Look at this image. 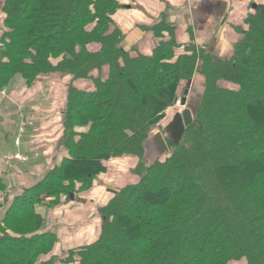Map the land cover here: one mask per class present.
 Here are the masks:
<instances>
[{"label": "trees", "instance_id": "16d2710c", "mask_svg": "<svg viewBox=\"0 0 264 264\" xmlns=\"http://www.w3.org/2000/svg\"><path fill=\"white\" fill-rule=\"evenodd\" d=\"M124 7L123 0H0V91L17 77L28 87L72 77L68 157L0 218V264H264V4L247 15L226 60L196 45L189 30L180 42L163 19L150 31L149 52L125 49L116 22ZM196 76L203 85L194 123L179 145L167 139L169 156L148 161L150 134ZM125 157L133 158L128 182L101 208L93 242L63 249L38 208L72 203L111 160Z\"/></svg>", "mask_w": 264, "mask_h": 264}, {"label": "crops", "instance_id": "0c3cea01", "mask_svg": "<svg viewBox=\"0 0 264 264\" xmlns=\"http://www.w3.org/2000/svg\"><path fill=\"white\" fill-rule=\"evenodd\" d=\"M123 3L125 7L116 22L125 33L122 43L125 49L149 52L150 31L163 19L176 28L180 42L188 41L189 30L196 45L205 48L215 60H226L233 56L234 47L241 39L240 32L247 27V15L264 4V0H123ZM196 81L201 82L199 76L193 79L191 88H195ZM71 82L72 77L55 74L39 78L28 87L17 77L6 90L0 91V218L21 191L41 182L68 157L63 145V119L65 92ZM202 85L201 82V90ZM75 86L82 90L93 88L91 81H77ZM25 121L33 125L26 129L21 146H17L16 138ZM17 153L28 160L5 166V156ZM131 159L111 160L94 187L75 195L72 203L56 209L38 208L45 220H58L55 227L59 228L57 234L63 249L93 242L100 210L111 201L114 192L127 184L131 171L127 161Z\"/></svg>", "mask_w": 264, "mask_h": 264}, {"label": "water", "instance_id": "95a60500", "mask_svg": "<svg viewBox=\"0 0 264 264\" xmlns=\"http://www.w3.org/2000/svg\"><path fill=\"white\" fill-rule=\"evenodd\" d=\"M193 80L187 85L186 96L189 95ZM186 101V99H185ZM194 123V113L190 108L184 109L176 114L172 123L168 126L167 137L157 128L152 131L146 142V158L150 162H157L172 152V148L168 145L167 139L171 140L174 145H179L186 130ZM74 200V196H72Z\"/></svg>", "mask_w": 264, "mask_h": 264}, {"label": "rangeland", "instance_id": "374dc122", "mask_svg": "<svg viewBox=\"0 0 264 264\" xmlns=\"http://www.w3.org/2000/svg\"><path fill=\"white\" fill-rule=\"evenodd\" d=\"M2 28H3V24H0V36L2 34ZM220 86L226 87V88H229V89H233V90H237L238 89V86H236L234 84H231V83H228V82H225V81L220 82ZM186 89L187 88L185 86L183 92L180 95V99H179L180 102H182L184 99H186L185 104L184 105H182V104L179 105V103H178L179 101H177V103L167 111L166 117L158 125V128L162 131V133L166 137L168 135L167 128H168V125L170 123V120L178 112V110H181L182 107L184 106L185 109L186 108H190L193 111V113H195L196 109L198 108V106L200 104L201 93H202V90H201V82L196 81L195 88H190L189 89V92H190L189 97L186 96V94H184ZM192 90H193V92H192ZM9 155H11V154H9ZM7 156L8 155H6L5 158ZM127 163L129 164L128 166H132L133 165L132 164L133 163V160L131 159V161H127ZM52 220H54V219L48 218V219L45 220L44 227H43V228H45V231H54V232H57V230H59L58 227H55V224H58V220H54V221H56V223L54 224V227L49 228L50 226L47 223H48V221H52ZM230 264H246V261L245 260H242V261H239V262H232Z\"/></svg>", "mask_w": 264, "mask_h": 264}, {"label": "built area", "instance_id": "2783aa9c", "mask_svg": "<svg viewBox=\"0 0 264 264\" xmlns=\"http://www.w3.org/2000/svg\"><path fill=\"white\" fill-rule=\"evenodd\" d=\"M179 102V105L182 104L184 105L185 104V99L180 102V100H178ZM185 109V107L183 106L181 110H178L177 113L179 112H182L183 110ZM33 123L31 121H25L22 123L21 125V128H20V133L16 139V145L17 146H21L22 144V141H23V138H24V135L26 133V129L29 127V126H32ZM34 144V141L32 142ZM28 160V158L23 155V154H20V153H17V154H11V155H8L5 159H4V164L5 166H11L13 164V162H26ZM56 223V221L52 220V221H48V225L50 226L49 228H52L54 227V224ZM56 225V224H55Z\"/></svg>", "mask_w": 264, "mask_h": 264}]
</instances>
